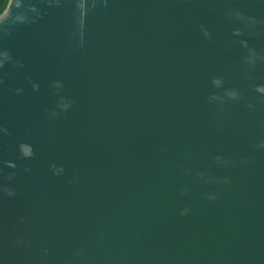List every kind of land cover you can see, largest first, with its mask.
Wrapping results in <instances>:
<instances>
[{
  "label": "water",
  "instance_id": "95a60500",
  "mask_svg": "<svg viewBox=\"0 0 264 264\" xmlns=\"http://www.w3.org/2000/svg\"><path fill=\"white\" fill-rule=\"evenodd\" d=\"M0 264H264V0H7Z\"/></svg>",
  "mask_w": 264,
  "mask_h": 264
},
{
  "label": "trees",
  "instance_id": "16d2710c",
  "mask_svg": "<svg viewBox=\"0 0 264 264\" xmlns=\"http://www.w3.org/2000/svg\"><path fill=\"white\" fill-rule=\"evenodd\" d=\"M7 0H0V12L3 10Z\"/></svg>",
  "mask_w": 264,
  "mask_h": 264
}]
</instances>
